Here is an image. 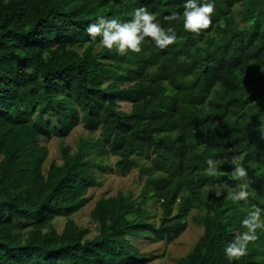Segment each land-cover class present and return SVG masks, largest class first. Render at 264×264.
I'll use <instances>...</instances> for the list:
<instances>
[{
	"label": "trees",
	"instance_id": "obj_1",
	"mask_svg": "<svg viewBox=\"0 0 264 264\" xmlns=\"http://www.w3.org/2000/svg\"><path fill=\"white\" fill-rule=\"evenodd\" d=\"M183 3L0 0V264H149L156 255L136 243H171L190 221L204 232L176 264H264V228L245 255H224L249 212L264 220V0H213L199 34L184 30ZM142 6L176 33L173 44L160 49L146 37L140 52L121 56L85 31L100 16L128 21ZM78 127L91 136L75 150L64 141ZM53 138L63 163L45 171ZM234 158L246 169L239 180ZM108 170H139L144 184L137 197L97 201L91 239L72 217ZM239 185L248 195L234 201Z\"/></svg>",
	"mask_w": 264,
	"mask_h": 264
},
{
	"label": "clouds",
	"instance_id": "obj_2",
	"mask_svg": "<svg viewBox=\"0 0 264 264\" xmlns=\"http://www.w3.org/2000/svg\"><path fill=\"white\" fill-rule=\"evenodd\" d=\"M183 28L187 32L199 34L202 29H207L212 22L211 14L214 12L213 0H184ZM173 14L171 19H174ZM89 37L96 40L99 37L97 47L115 50L118 55H126L129 52H140L141 42L150 37L152 42L160 49L166 48L176 40V33L169 28L165 31L159 23L154 22V15L146 7L134 9L132 19L120 22L116 19L97 17L95 22L89 23L85 29ZM261 136L264 138V127L261 128ZM208 176L218 175L216 164L211 158L206 161ZM236 166L231 175L233 179L246 177V169L234 158ZM239 191H232L229 196L234 201L246 199L248 193L244 185H239ZM217 196L221 195L217 191ZM242 227L247 231L240 233L234 240L229 241L224 247V255L229 261H234L246 254L249 241L256 239L255 229L264 228V220L261 219L260 210L251 211L241 221Z\"/></svg>",
	"mask_w": 264,
	"mask_h": 264
},
{
	"label": "rangeland",
	"instance_id": "obj_3",
	"mask_svg": "<svg viewBox=\"0 0 264 264\" xmlns=\"http://www.w3.org/2000/svg\"><path fill=\"white\" fill-rule=\"evenodd\" d=\"M125 111H130V104H123ZM91 134L83 127H78L71 135L64 141V145L72 146L75 150L78 147V143L81 139L90 137ZM94 138L99 136V133L92 135ZM50 150V157L45 165V171H47L53 162L62 164L61 145L62 142L58 138H53L51 141L44 142ZM117 158L110 156L105 159V163L109 168L115 166ZM145 176H141L139 170H134L127 175H122L120 172L108 170L105 174L99 176L101 185L89 190L87 197L89 198L86 206L72 219L76 224L83 228L90 229L91 233L88 238H94L99 234L98 223L93 220L91 212L94 209L98 200L102 197L115 196L119 192L133 191L135 197L141 194V189L144 184ZM217 189L216 191H218ZM159 216V213L156 214ZM67 218L60 216L55 221V227L58 232H62L66 226ZM203 228L189 223L188 229L175 241L171 243L167 242H151L140 241L137 242L144 252L155 254L149 264H176V261L180 257L187 256L194 248L197 241L203 235Z\"/></svg>",
	"mask_w": 264,
	"mask_h": 264
}]
</instances>
